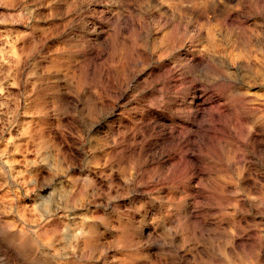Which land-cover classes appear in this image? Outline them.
I'll list each match as a JSON object with an SVG mask.
<instances>
[{
	"label": "rangeland",
	"instance_id": "obj_1",
	"mask_svg": "<svg viewBox=\"0 0 264 264\" xmlns=\"http://www.w3.org/2000/svg\"><path fill=\"white\" fill-rule=\"evenodd\" d=\"M254 11L247 15L235 0H0V81L16 111L3 117L17 124L11 136L67 127L79 93L90 97V111L107 113L103 137L84 126L93 145L124 143L89 155L90 145L82 152L71 134L57 132L87 165L73 170L77 179L119 186L123 165H108L109 157L144 162L149 182L129 199L142 193L151 210L117 209L100 241L126 243L138 253L133 264H216L218 244L230 252L228 245L240 251L264 242V199H252L264 196V0ZM187 59L202 71L210 61L222 65L224 86L184 83L176 68ZM23 159L9 157L14 175L0 176L7 184L0 200L14 198L22 165L13 161ZM42 160L54 162L47 151Z\"/></svg>",
	"mask_w": 264,
	"mask_h": 264
},
{
	"label": "clouds",
	"instance_id": "obj_2",
	"mask_svg": "<svg viewBox=\"0 0 264 264\" xmlns=\"http://www.w3.org/2000/svg\"><path fill=\"white\" fill-rule=\"evenodd\" d=\"M246 11L247 15H256L254 6L261 0H235ZM183 34L178 35L182 39ZM207 70H201L200 61L187 59L180 64L176 72L183 77V82L203 86L210 90L221 89L227 75L223 72L222 65L217 66L211 61ZM4 82L0 81V176L6 180L14 173L9 157L17 152L24 157L23 160L13 161L22 165V170L16 176L17 189L10 201L0 200V264H97L105 260L106 264H133L138 253L126 243L115 244L111 247L102 245L105 223H114L116 212L127 210L132 215L139 210L140 214H146L151 210V203L142 198V193L136 197V187L146 186L149 182L144 177V162L120 164L108 158V165L119 169L123 165V175L126 177L124 184L97 188L95 183L85 184L77 179L74 169L87 167L83 160H77L65 150L64 144L58 140L57 132L67 136L71 134L75 140V147L82 152L85 145H90L89 155L95 152H106L108 148L118 147L124 141L117 139L115 144L109 141L107 144L97 142L85 136L84 126L94 129L93 135L103 137L106 129L99 125L106 118V110L90 111V97L75 93V99L71 102L75 110L69 115L72 117L68 126L58 125L56 129L47 130L33 128L31 134L27 131L20 132L12 137L11 131L17 127L15 120L3 119L11 111L8 109L10 97L5 96ZM52 113L57 112V106L49 108ZM5 134L9 139H5ZM27 138V144L19 145L21 138ZM8 146L14 151L8 152ZM31 146V151H29ZM21 149H23L21 151ZM47 151L53 158V163L46 164L42 160L43 153ZM31 156L32 159H28ZM103 163L94 165V168H103ZM6 168L8 169L6 171ZM101 180L107 179L105 176ZM161 177L153 176L151 181L160 183ZM7 184L0 185V188ZM115 193V194H113ZM28 197L30 204H22L21 201ZM253 200L264 199L252 197ZM47 200L42 205L41 201ZM117 200H127V203L116 204ZM264 214V213H262ZM136 217L133 215V219ZM140 239H144L143 236ZM219 251L214 249L216 264H260V253L264 252V242L252 247H241L237 251L232 245L229 252L227 248L216 245ZM109 251L119 252L120 256H109Z\"/></svg>",
	"mask_w": 264,
	"mask_h": 264
}]
</instances>
